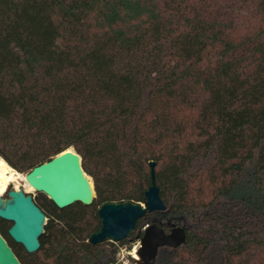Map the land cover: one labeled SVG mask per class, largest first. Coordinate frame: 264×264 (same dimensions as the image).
Wrapping results in <instances>:
<instances>
[{
	"label": "trees",
	"instance_id": "trees-1",
	"mask_svg": "<svg viewBox=\"0 0 264 264\" xmlns=\"http://www.w3.org/2000/svg\"><path fill=\"white\" fill-rule=\"evenodd\" d=\"M73 148L90 205L60 208L23 264H117L89 241L105 202L167 205L136 228L185 225L155 264H264V0H0V156L31 170ZM143 231L141 232V235Z\"/></svg>",
	"mask_w": 264,
	"mask_h": 264
},
{
	"label": "water",
	"instance_id": "water-1",
	"mask_svg": "<svg viewBox=\"0 0 264 264\" xmlns=\"http://www.w3.org/2000/svg\"><path fill=\"white\" fill-rule=\"evenodd\" d=\"M156 162H151L152 183L146 190V202H105L98 213L101 229L91 234L89 241L101 243L105 240L120 241L132 234L138 220L147 212L167 208L160 187L156 182ZM27 181L38 192H43L60 208L76 202L90 205L95 197L94 184L82 167L80 154L72 148L50 160L34 166L27 174ZM0 218L10 221L8 232L12 239L30 252L41 247L40 237L47 224L46 213L37 205L34 196L24 189L8 188L0 195ZM137 264H155L160 247H178L187 240L185 225L171 226L169 231L156 222L146 224L139 236ZM0 264H23L6 238L0 232Z\"/></svg>",
	"mask_w": 264,
	"mask_h": 264
},
{
	"label": "rangeland",
	"instance_id": "rangeland-1",
	"mask_svg": "<svg viewBox=\"0 0 264 264\" xmlns=\"http://www.w3.org/2000/svg\"><path fill=\"white\" fill-rule=\"evenodd\" d=\"M0 159H4V158L0 156ZM11 167L15 171H17L20 175H22V177L17 179V180L9 181V183L6 187V190L3 193H1V195H6L8 188H15V189L22 188L27 193H31L32 195L35 196L37 191L23 177V176H26V174L29 172V170H19V169L13 167L12 165H11ZM88 176L90 177V180L93 183V178L90 175H88ZM95 196H96V192H95ZM47 220H48V218H47ZM145 226L146 225L142 226L140 229L136 228L132 232V234L127 237V243L120 245V249L118 252L117 264H137V262L135 261L134 254H135V252L138 253L139 247L141 245L139 236L141 235V232L144 230Z\"/></svg>",
	"mask_w": 264,
	"mask_h": 264
},
{
	"label": "bare ground",
	"instance_id": "bare-ground-1",
	"mask_svg": "<svg viewBox=\"0 0 264 264\" xmlns=\"http://www.w3.org/2000/svg\"><path fill=\"white\" fill-rule=\"evenodd\" d=\"M21 177L22 175H20L17 171H15L6 160L0 159V195L6 190V187L9 181L17 180ZM23 177L25 180H27L26 176H23ZM134 256L135 258H139V255L137 252H135Z\"/></svg>",
	"mask_w": 264,
	"mask_h": 264
},
{
	"label": "flooded vegetation",
	"instance_id": "flooded-vegetation-1",
	"mask_svg": "<svg viewBox=\"0 0 264 264\" xmlns=\"http://www.w3.org/2000/svg\"><path fill=\"white\" fill-rule=\"evenodd\" d=\"M40 194H45V193H43V192H38L37 191V193L35 194V196H34V199L37 197V196H39ZM48 198H49V196L47 195V194H45ZM23 246V245H22ZM24 247V246H23Z\"/></svg>",
	"mask_w": 264,
	"mask_h": 264
}]
</instances>
